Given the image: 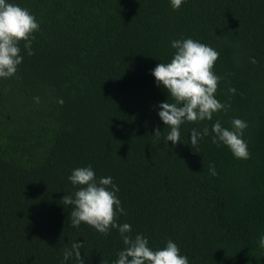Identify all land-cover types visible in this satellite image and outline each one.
Instances as JSON below:
<instances>
[{
    "label": "trees",
    "instance_id": "obj_1",
    "mask_svg": "<svg viewBox=\"0 0 264 264\" xmlns=\"http://www.w3.org/2000/svg\"><path fill=\"white\" fill-rule=\"evenodd\" d=\"M16 2L40 29L34 54L21 41L16 76L0 79V264H61L75 241L85 264H111L124 247L117 229L72 226L61 200L75 190L71 170L88 164L113 177L118 222L151 247L172 239L190 264H264V0H185L178 10L169 0ZM181 37L218 50L215 96L230 107L185 122L173 146L158 115L172 99L151 70ZM232 117L248 123V159L210 135L191 145L192 128L230 127Z\"/></svg>",
    "mask_w": 264,
    "mask_h": 264
},
{
    "label": "clouds",
    "instance_id": "obj_2",
    "mask_svg": "<svg viewBox=\"0 0 264 264\" xmlns=\"http://www.w3.org/2000/svg\"><path fill=\"white\" fill-rule=\"evenodd\" d=\"M185 0H169L170 6L178 10ZM40 23L34 13L22 7L16 0H0V79L16 76L18 66L24 57L20 47L23 41L24 50L28 55L34 54L31 47ZM175 50L168 62L157 64L151 74L157 86H162L171 97L172 102H161L158 115L169 131L165 142L175 146L181 142V125L213 119L214 114L227 111L230 105L221 102L216 96L218 83L222 79L213 71L219 57L217 49L192 37H181L171 40ZM253 62L254 59H253ZM236 93L234 87L228 89ZM39 102V97H34ZM63 103L62 100H60ZM248 127L246 120L232 117L230 127H225L220 119L201 130L191 129V145H198L205 136L218 146H227L237 159H248L250 151L244 138V130ZM159 137L161 131L155 130ZM197 152H199L197 150ZM208 172L216 175L214 165H208ZM68 180L74 191L62 197L64 205H71L70 223L78 227L82 222L94 227L107 235L111 229H117L124 247L116 253L111 264H190L189 257L181 252L179 245L172 239L165 246L153 248L149 238L143 233L133 234L132 225L128 222L119 223L118 218L125 213L119 198V186L112 176H97L91 164L73 168ZM84 243L73 242L71 248L63 251L61 264H67L75 257L76 264H85L81 256ZM258 246L264 248V234L258 238Z\"/></svg>",
    "mask_w": 264,
    "mask_h": 264
}]
</instances>
